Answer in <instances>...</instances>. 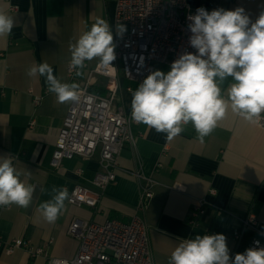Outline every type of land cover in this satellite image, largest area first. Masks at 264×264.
I'll use <instances>...</instances> for the list:
<instances>
[{
  "label": "crops",
  "instance_id": "1",
  "mask_svg": "<svg viewBox=\"0 0 264 264\" xmlns=\"http://www.w3.org/2000/svg\"><path fill=\"white\" fill-rule=\"evenodd\" d=\"M189 1L193 7H206L209 12L243 8L252 21L264 11V0ZM116 2L0 0V8L15 20L11 35L0 37V157L10 156L21 180L35 187L29 207H0V241L22 238L45 250L44 255L32 258L23 249L8 255L0 245V264H51L52 258L72 259L78 240L68 234V228L75 218L103 223L112 218L130 221L136 215L143 217L149 226L155 264H168L181 240L206 235L208 229L226 236L232 258L236 247L234 232L245 229L244 221L250 215H255L258 234L264 236V130L230 108L203 142L191 123L184 125L171 141L154 128L142 123L134 125L136 145L126 144L122 149L116 180L104 190L98 189L101 196L97 207L71 205L66 200L53 223L47 222L38 210L42 202L51 199L54 186L66 188L68 193L78 183L94 188L101 158L96 153L90 158L66 159L60 167H52L57 137L72 101L58 103L55 95L48 92L45 77H29L27 69L47 62L62 83L81 87L98 58L86 61L89 68L70 78L69 45L97 19L109 23L114 40ZM154 66L155 71L170 70L162 63ZM119 76L118 100L129 108L132 93L128 87L135 83L126 79L121 70ZM231 81L229 77L220 85L225 96ZM94 82L95 91L106 92L103 77L95 75ZM33 95L43 96L36 109ZM32 117L36 120L33 128ZM79 169L84 170L83 177L78 174ZM146 177L158 184L153 188V198L141 210ZM200 202L207 213L198 226L192 227L191 213ZM246 237L238 253L245 248Z\"/></svg>",
  "mask_w": 264,
  "mask_h": 264
},
{
  "label": "clouds",
  "instance_id": "2",
  "mask_svg": "<svg viewBox=\"0 0 264 264\" xmlns=\"http://www.w3.org/2000/svg\"><path fill=\"white\" fill-rule=\"evenodd\" d=\"M191 33L189 45L195 53L185 51L167 72H151L132 92L131 118L171 141L189 123L203 142L212 133L227 110L243 119L258 121L264 114V11L252 21L243 8L207 11L203 7L188 17ZM14 18L0 8V37L11 35ZM126 31L117 25V35ZM113 33L109 23L97 19L75 43H70V65L82 69L86 61L98 58L108 65L115 60ZM29 77H45L48 92L58 103L78 100V85L62 83L47 63L33 64ZM76 75H81L79 70ZM232 81L222 94L221 84ZM12 158L0 157V207H29L35 187L25 184ZM52 197L39 205L44 219L53 223L69 199L66 188L51 189ZM248 248L230 257L224 234L195 235L183 239L172 251L168 264H264V247ZM52 264H67L53 260Z\"/></svg>",
  "mask_w": 264,
  "mask_h": 264
},
{
  "label": "built area",
  "instance_id": "3",
  "mask_svg": "<svg viewBox=\"0 0 264 264\" xmlns=\"http://www.w3.org/2000/svg\"><path fill=\"white\" fill-rule=\"evenodd\" d=\"M197 9L189 0H117L116 31L117 25H123L126 31L116 35L113 40L116 58L108 65L100 63L98 59L91 68L85 62L82 69L89 68L88 76L77 89L78 100L72 101L63 120L51 159L52 167L58 168L66 159L90 158L96 153L100 154L101 169L95 173L94 188L82 183L74 185L69 191V204L97 207L101 196L99 190H104L116 180L117 159L122 149L126 144L136 145L133 127L138 123L131 118V106L128 108L118 100L119 71L135 83L128 87L132 93L147 75L155 71V63L170 66L185 51L195 53L196 50L189 45L191 33L188 17L196 14ZM82 69H73L69 63L68 75L73 78L76 71L81 72ZM95 75L106 80L104 94L93 89ZM42 99L41 95H33L35 109ZM255 123L264 130V114ZM35 124L36 120L32 117L30 127L33 128ZM78 174L83 177L85 172L79 169ZM156 184L153 178L144 179L141 210L153 198ZM206 213V208L200 202L192 210L190 225L198 226ZM244 226L243 231H236L233 235L236 240L235 254L246 236L247 244L242 253L248 248L257 247L255 241H259V247H264V236L258 234L255 215L247 217ZM68 234L78 240L76 255L72 259L52 258L51 264L53 260L67 261V264H155L149 226L141 216L136 215L130 221L112 218L103 223L75 218L68 228ZM208 234H215V230L208 229ZM0 245L8 255L17 249L27 251L32 258L45 254L43 247L34 246L27 239L0 241Z\"/></svg>",
  "mask_w": 264,
  "mask_h": 264
},
{
  "label": "trees",
  "instance_id": "4",
  "mask_svg": "<svg viewBox=\"0 0 264 264\" xmlns=\"http://www.w3.org/2000/svg\"><path fill=\"white\" fill-rule=\"evenodd\" d=\"M105 92L103 91L102 94H104Z\"/></svg>",
  "mask_w": 264,
  "mask_h": 264
}]
</instances>
